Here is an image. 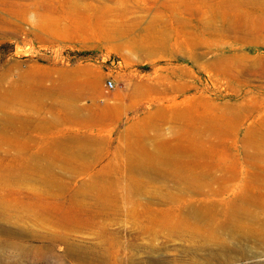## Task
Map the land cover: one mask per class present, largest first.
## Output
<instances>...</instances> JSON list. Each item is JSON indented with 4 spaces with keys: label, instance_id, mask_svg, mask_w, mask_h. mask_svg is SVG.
Here are the masks:
<instances>
[{
    "label": "rangeland",
    "instance_id": "374dc122",
    "mask_svg": "<svg viewBox=\"0 0 264 264\" xmlns=\"http://www.w3.org/2000/svg\"><path fill=\"white\" fill-rule=\"evenodd\" d=\"M72 71L177 106L160 154L28 150ZM0 264H264V0H0Z\"/></svg>",
    "mask_w": 264,
    "mask_h": 264
},
{
    "label": "crops",
    "instance_id": "0c3cea01",
    "mask_svg": "<svg viewBox=\"0 0 264 264\" xmlns=\"http://www.w3.org/2000/svg\"><path fill=\"white\" fill-rule=\"evenodd\" d=\"M71 73H65V76L47 74V86L57 83L63 86L59 90L49 89L48 93L53 97V106L58 104V108H52L54 110L51 114L54 119L56 112L59 115L57 124L48 131L58 137L22 143L28 150L43 154L54 152L57 157L86 153L88 156L99 157L100 160L106 157L105 155H111V161L123 158L132 162L140 157L142 150L154 151L152 153L155 158L160 154V151L153 149L152 144L160 142L167 129H163L158 122H151V125L146 122L151 119L156 121L160 111L169 110L166 113H171L177 110V106L140 104L142 98L147 95L142 89L126 90V93L122 94L116 90L103 89L100 85L102 77L99 74L91 78L86 74L80 76L74 71ZM27 114L29 115L28 112ZM120 120H123L121 128L114 136L110 135V130ZM84 128L87 130L81 132ZM53 129L57 131H52ZM124 144L126 146L122 148ZM15 156L21 157L19 154Z\"/></svg>",
    "mask_w": 264,
    "mask_h": 264
},
{
    "label": "built area",
    "instance_id": "2783aa9c",
    "mask_svg": "<svg viewBox=\"0 0 264 264\" xmlns=\"http://www.w3.org/2000/svg\"><path fill=\"white\" fill-rule=\"evenodd\" d=\"M113 84H114V82H113L112 79L107 78V79L105 80V85H106L107 87H112Z\"/></svg>",
    "mask_w": 264,
    "mask_h": 264
}]
</instances>
